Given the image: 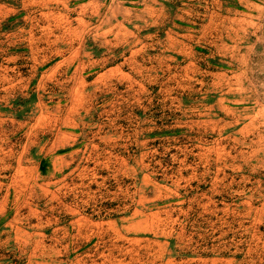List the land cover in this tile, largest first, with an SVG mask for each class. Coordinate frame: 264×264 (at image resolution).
<instances>
[{"label": "rangeland", "instance_id": "obj_1", "mask_svg": "<svg viewBox=\"0 0 264 264\" xmlns=\"http://www.w3.org/2000/svg\"><path fill=\"white\" fill-rule=\"evenodd\" d=\"M0 264H264V0H0Z\"/></svg>", "mask_w": 264, "mask_h": 264}]
</instances>
